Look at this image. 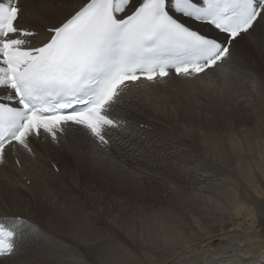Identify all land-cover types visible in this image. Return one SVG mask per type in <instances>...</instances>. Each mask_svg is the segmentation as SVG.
Returning <instances> with one entry per match:
<instances>
[{
	"label": "bare ground",
	"instance_id": "1",
	"mask_svg": "<svg viewBox=\"0 0 264 264\" xmlns=\"http://www.w3.org/2000/svg\"><path fill=\"white\" fill-rule=\"evenodd\" d=\"M21 6L20 26L44 32L74 4ZM234 65L131 89L110 113L127 129L112 130L107 152L81 132L60 144L34 140V155L10 153L0 165V218L23 217L41 232L25 235L5 264H51L59 245H78L91 264H253L264 257L262 203L250 205L259 191L248 187L264 181V30L239 39ZM229 221L236 229L224 234Z\"/></svg>",
	"mask_w": 264,
	"mask_h": 264
},
{
	"label": "snow or ice",
	"instance_id": "2",
	"mask_svg": "<svg viewBox=\"0 0 264 264\" xmlns=\"http://www.w3.org/2000/svg\"><path fill=\"white\" fill-rule=\"evenodd\" d=\"M73 4L63 20L39 32L20 26L21 0H0V165L20 150L34 155V140L60 144L81 132L98 153L107 152L112 130L127 129L110 113L131 89L230 71L239 39L264 30V0ZM40 232L23 217L0 218V264L18 255L25 235ZM51 264L91 262L78 245H59Z\"/></svg>",
	"mask_w": 264,
	"mask_h": 264
},
{
	"label": "rangeland",
	"instance_id": "3",
	"mask_svg": "<svg viewBox=\"0 0 264 264\" xmlns=\"http://www.w3.org/2000/svg\"><path fill=\"white\" fill-rule=\"evenodd\" d=\"M142 127H143V125H141ZM114 179H119V176H115V178ZM257 186V185H256ZM255 186V184L252 182V183H249L248 184V187L250 188V192L251 191H254V193H255V191H259V194H257V195H255V194H253V192H252V198L250 199V205H252V202L254 201H256L257 202V200L258 201H260L262 204H264V181H262V179H260V183H259V186H257L256 187ZM145 192L146 191H148V188H146V190H144ZM134 193V192H133ZM150 199H151V202H153L154 200L152 199V197H151V195H150ZM257 199V200H256ZM260 216V215H259ZM239 224H240V226H243L244 227V225L241 223V222H239ZM234 225V222H228L227 223V227H226V229L227 230H225L224 232H226V233H224V234H229V232L231 231V230H233V229H236V227H234V228H232V226ZM264 232V231H263ZM219 242V240L218 239H215L214 240V244L216 243H218ZM257 251L259 250V249H256Z\"/></svg>",
	"mask_w": 264,
	"mask_h": 264
}]
</instances>
